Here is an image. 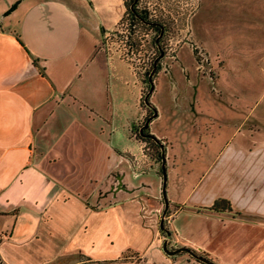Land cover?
Here are the masks:
<instances>
[{
    "label": "crops",
    "instance_id": "obj_1",
    "mask_svg": "<svg viewBox=\"0 0 264 264\" xmlns=\"http://www.w3.org/2000/svg\"><path fill=\"white\" fill-rule=\"evenodd\" d=\"M200 7L206 25L239 28L250 52L256 43L264 45V0H199L189 32L206 50L211 75L194 73L191 50L182 44L171 60L185 49L195 81L185 85L187 94L168 85L163 92L159 75L169 64H161L148 100L155 115L146 128L159 143V158L137 172L130 157L140 141L130 133L143 113L139 80L124 58L98 46L102 34L117 26L122 0H0L2 264H264V197L249 209L236 207L228 193L218 195L240 210L236 218L204 208L217 194L192 204L174 201L181 190L193 193L200 184L201 174L188 180L177 168L204 141L219 148L215 159L206 160L211 168L234 170L239 162L237 178H221L227 188L264 192V164L252 161L260 153L253 129L238 146L228 141L239 133L231 122L249 118V94L236 81L249 61L240 55L230 61L222 49L203 43L199 23L192 24ZM253 120L252 111V127ZM171 126L177 131L168 137ZM79 177L83 181L74 184ZM213 179L219 180L218 172ZM162 245L192 255H168Z\"/></svg>",
    "mask_w": 264,
    "mask_h": 264
},
{
    "label": "rangeland",
    "instance_id": "obj_2",
    "mask_svg": "<svg viewBox=\"0 0 264 264\" xmlns=\"http://www.w3.org/2000/svg\"><path fill=\"white\" fill-rule=\"evenodd\" d=\"M124 1L126 2V8L121 21L115 27L113 32L104 34V38L101 36L98 46L102 51L108 53V55L124 58V60L132 66L131 68L139 80V100L137 101V104L142 108L143 113L142 116L137 118L131 127V133L135 132L136 136L138 128L142 126L145 118L152 113L149 106L150 102L148 101L150 92L145 99L144 96L146 95L150 84L149 78L153 85L156 81V74L158 73L161 64L162 66L167 62L169 64L168 68H165V72L159 75L160 85L161 88H163V92L165 85H168L170 90L177 95L187 94L185 91H187L188 88H185V85L188 82L191 83L192 80L195 81L192 76L193 71H190V67L188 66L190 56L187 54V59L184 56L185 49H182L178 53L179 59L176 61L171 60V58L177 48L182 44H184V46H182L183 48L187 47L191 50V55L192 48L194 46L199 47V45L193 44L189 32L190 15L195 10L199 0H133V9L139 10V14L142 15V20L144 22L152 20L157 22L158 25H160L159 32L158 29H155L142 21H131L129 18L131 17V12L127 9L128 0ZM140 10H142L143 13ZM204 19H206V15L203 14V9L200 7L198 14L192 19V24L193 26H196L197 23H199L198 25L201 27L199 33L204 44L206 43L211 49V46H217V48L222 49L224 54L228 55L230 61L235 59V55L246 57L249 61L250 68L236 80L242 86L241 91H246L245 96L249 94L250 103L244 108L245 115H247V109H249V118L246 122H243L247 116L245 117L242 121L244 124H242V122L238 124L239 121L231 122L239 133H235L232 138H228V141L231 139L232 145L238 146L244 139V135H249L253 129L252 138L254 141V147L256 148V151L260 153L258 155L252 154V161L254 164H264V62L261 63V58L264 56V45L256 43L255 45L258 46V49H256V52H252L255 49L252 48V51L250 52L247 48V43L243 41L244 38L241 36L240 29L234 26V24L220 23L212 27L208 22L207 24L209 26L206 25L203 21ZM204 25H206V29H204ZM153 35L157 39V46L151 42ZM262 38L263 37H260L258 41L261 42ZM200 48L204 51L207 60L202 64L203 66L198 67L192 59L195 67L192 68L194 69V73L198 76H209L211 75V68L208 65V56L206 50L201 46ZM169 60L171 61L169 62ZM254 63H256V65H254ZM259 86H261V88H259ZM252 111L254 116L253 127L249 122V120H251ZM162 117H164V113L162 114ZM162 117L157 121L158 124H162ZM171 127L173 128V131H170L167 135L168 137L177 131L174 126ZM241 132H243V138L239 139L238 136H241ZM204 143V146H199V149L190 152V155L193 157H190L191 159L189 160H187V158L186 160H183L185 161L183 166L177 168V170L184 171L183 173L187 176L188 180H191V177H194L195 179L201 174L200 184L193 193H186L181 190L177 196H174V201L192 204L197 200L204 201L208 196L213 194H217L216 197H218V195H225L228 193V198L233 200L236 207L244 204H247L249 209L251 206H258L264 197V192L261 193L256 191L255 194H252L250 191L248 194H241L239 190L236 191V187L227 188V185L222 182L221 178H226L228 175L231 177H238V169H240L238 166L239 162L236 160L234 170L228 171L217 164L211 168L209 161L211 158H216V152L219 148L211 150V146L207 144L206 141H204ZM175 144L176 143L171 140V145L174 146ZM137 150V154H132L130 157V161L135 157L138 162H142L139 166L140 169L133 168L134 170H137V172L147 170L146 167L149 166L152 158H154V160H158L159 158V148L153 140H140V147ZM175 150L178 152V149L175 148ZM180 155L183 156V154ZM207 159H209V161H206ZM221 159L219 158L218 160ZM213 172L214 174L218 172V181L213 179ZM76 179L77 180H74L73 183L77 185L83 181V177ZM163 183H165V173ZM168 192L170 193V191H167V193ZM260 204L259 208L264 206L262 203ZM228 205L230 208L222 211H228L229 214L235 216V218L240 217V210L231 207L229 200ZM208 206L204 208L209 209ZM196 209L201 210L202 208L196 207ZM169 210L171 212L173 207L171 206V209ZM166 216L161 219L162 223L166 221ZM237 227H239V225ZM236 235H238V232ZM168 249L172 250L174 248L168 247ZM181 250L187 251L188 254L192 255L191 251L188 249ZM193 256L198 259H200V257L206 259L205 255L201 252H193Z\"/></svg>",
    "mask_w": 264,
    "mask_h": 264
},
{
    "label": "trees",
    "instance_id": "obj_3",
    "mask_svg": "<svg viewBox=\"0 0 264 264\" xmlns=\"http://www.w3.org/2000/svg\"><path fill=\"white\" fill-rule=\"evenodd\" d=\"M133 3H134L133 0H128L127 1V9L131 12V17H129L131 19V21H134V20H136V21H142L143 23H147L151 27H153L155 29H158V32H159L160 31V25H158V23L155 22V21H153V20L152 21L144 22L142 20V15L139 14V10L133 9ZM122 4L124 5V11H125L126 2L124 0H122ZM124 11L122 13V16L119 17L118 22H117V25L121 21L123 15H124ZM140 11H142V10H140ZM142 13H143V11H142ZM111 32H113V30ZM151 40H152L151 42L155 46H157V39L154 37V35L152 36V39ZM146 128H144L143 127V124H142V126L140 128H138V133L136 134L135 137L138 138L139 141L140 140L141 141H148L149 139L150 140H153L158 145V148H159L158 141L155 140V138L152 137L150 134H148ZM158 156H159V153H158ZM208 208L209 209H212V210H219V211H221V210H224V209H229L230 207L228 205V200L227 199L216 197L213 201H211V203L209 204ZM0 264H2V263L0 262Z\"/></svg>",
    "mask_w": 264,
    "mask_h": 264
},
{
    "label": "built area",
    "instance_id": "obj_4",
    "mask_svg": "<svg viewBox=\"0 0 264 264\" xmlns=\"http://www.w3.org/2000/svg\"><path fill=\"white\" fill-rule=\"evenodd\" d=\"M107 33H104V34H107ZM104 34H102L103 38H104ZM192 58L198 67L203 66L202 64L206 62L207 60L204 51L200 47H197V46H194L192 48ZM131 135L135 136V132L131 133ZM131 164L133 168L140 169L139 166L140 164H142V162H138V160L135 157H133L131 159Z\"/></svg>",
    "mask_w": 264,
    "mask_h": 264
},
{
    "label": "water",
    "instance_id": "obj_5",
    "mask_svg": "<svg viewBox=\"0 0 264 264\" xmlns=\"http://www.w3.org/2000/svg\"><path fill=\"white\" fill-rule=\"evenodd\" d=\"M149 82H150V84H149V86H148V90H147L146 95L144 96V99L146 98L147 94L151 91V88H152V81L150 80V78H149ZM152 115L154 116V115H155V112H153ZM148 119H149V117L145 118V120H144V122H143V127H144V128L147 127ZM161 173H162V180H164V171H163V169H161ZM162 196L164 197L163 189H162ZM164 198H165V197H164ZM163 203H164V206H166V201H165V200H163ZM159 226L162 228V221H161V218H160V220H159ZM162 248H163V250H164L166 253H168V255L174 254L177 250L184 249V247H181V248H177V249L167 250V249L165 248L164 245H162ZM200 259H201V261L206 262L205 259H202L201 257H200ZM210 264H211V263H210Z\"/></svg>",
    "mask_w": 264,
    "mask_h": 264
}]
</instances>
